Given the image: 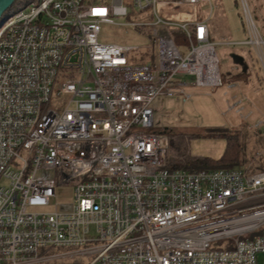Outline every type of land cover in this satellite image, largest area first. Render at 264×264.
Instances as JSON below:
<instances>
[{"label": "built area", "instance_id": "obj_1", "mask_svg": "<svg viewBox=\"0 0 264 264\" xmlns=\"http://www.w3.org/2000/svg\"><path fill=\"white\" fill-rule=\"evenodd\" d=\"M240 4L246 38L235 44L264 78V35ZM211 8L34 0L0 25V264H255L264 172L169 169L153 125L154 100L222 85ZM103 25L139 27L155 59L128 63L136 46L100 40ZM65 186L71 200L52 203ZM223 239L232 247L212 246Z\"/></svg>", "mask_w": 264, "mask_h": 264}, {"label": "rangeland", "instance_id": "obj_2", "mask_svg": "<svg viewBox=\"0 0 264 264\" xmlns=\"http://www.w3.org/2000/svg\"><path fill=\"white\" fill-rule=\"evenodd\" d=\"M210 3L211 20L208 25L217 28L218 32L221 28L227 36L225 39L213 37L218 70L223 77L222 85L214 88H186L188 98L185 101L181 97L173 96L154 100L153 125L156 130L163 132L171 126L179 128L183 133H192L193 136L187 140L189 152L211 158L218 157L222 152V134L236 133L239 143L237 167H249L253 171V167L259 168L264 163V78L256 58L252 61L247 51L237 46L242 44H235L246 38L241 27V19L243 22L244 18L240 0H210ZM246 4L258 29L264 35V0H246ZM198 8L204 11L206 4H199ZM132 21H138V16H134ZM141 33L137 26L123 29L114 25H103L99 39L136 46L131 51L132 56L128 58V63H145L155 59L156 50L154 43H150L147 49L143 47L145 41ZM184 51L182 48L181 52ZM250 51L253 54L251 49ZM178 78L188 79L183 75ZM230 81L241 89L236 105L230 98L231 91L226 88ZM70 200L71 187L65 186L56 190L55 199L51 202ZM256 203L262 204L264 199ZM246 237H250V234ZM212 246L230 248V242L223 239ZM255 264H264V253L256 255Z\"/></svg>", "mask_w": 264, "mask_h": 264}, {"label": "trees", "instance_id": "obj_3", "mask_svg": "<svg viewBox=\"0 0 264 264\" xmlns=\"http://www.w3.org/2000/svg\"><path fill=\"white\" fill-rule=\"evenodd\" d=\"M32 1L34 0L14 1L13 4L3 13L1 20L5 21L8 17L11 16L12 13L14 14L22 9H25ZM219 27L220 26H218V28ZM241 27L242 31L244 32L242 19ZM168 31L169 35L171 36L173 42L176 45L184 43L183 33L179 29L173 27L169 28ZM219 31L221 33L223 32L221 28H219ZM211 32L212 29L209 30V34L210 39L213 40ZM237 46H239L240 48H244L247 51L249 58H251L252 61L255 60V57L247 46ZM221 81H223V77H221ZM166 129L168 144L165 155V166L167 168L184 169L187 171H201L216 168H237V165L239 164V143L238 135L236 133L222 134V138L224 141L222 152L218 157L211 158L208 156L191 154L189 152L187 147V140L191 136H193L192 133H183L179 128L171 126L167 127ZM211 135H213V133H211ZM258 170L264 171V163L258 168ZM251 236L252 234H250V237ZM231 246L232 243L230 242V248Z\"/></svg>", "mask_w": 264, "mask_h": 264}, {"label": "crops", "instance_id": "obj_4", "mask_svg": "<svg viewBox=\"0 0 264 264\" xmlns=\"http://www.w3.org/2000/svg\"><path fill=\"white\" fill-rule=\"evenodd\" d=\"M211 20V19H210ZM208 29L210 30V29H212V32H211V34H212V36L213 37H216V38H218L219 37V39H225V37H227L225 34V31L224 32H218L217 30H216V28L215 27H211V26H208ZM224 33V35H222ZM221 36H224V37H221ZM244 46H246V45H244ZM248 47V46H247ZM249 48V47H248ZM250 49V48H249ZM184 80V79H183ZM231 82V81H230ZM232 83V82H231ZM187 88H193V87H190V86H188ZM229 90L231 91V95H230V98H232L233 100H234V102H235V105H236V101L239 99V94H241V89L239 88V86L238 87H236V86H234V87H231V88H229ZM233 105V104H232ZM234 106V105H233ZM252 167V166H251ZM238 168V167H237ZM249 167H247V169H245L246 171H251L250 169H248ZM253 168H255L256 170H258V167H253ZM254 169V170H255Z\"/></svg>", "mask_w": 264, "mask_h": 264}, {"label": "water", "instance_id": "obj_5", "mask_svg": "<svg viewBox=\"0 0 264 264\" xmlns=\"http://www.w3.org/2000/svg\"><path fill=\"white\" fill-rule=\"evenodd\" d=\"M16 0H0V20L3 13L13 4ZM4 22V20L0 21V25Z\"/></svg>", "mask_w": 264, "mask_h": 264}, {"label": "bare ground", "instance_id": "obj_6", "mask_svg": "<svg viewBox=\"0 0 264 264\" xmlns=\"http://www.w3.org/2000/svg\"><path fill=\"white\" fill-rule=\"evenodd\" d=\"M264 213V212H263Z\"/></svg>", "mask_w": 264, "mask_h": 264}]
</instances>
